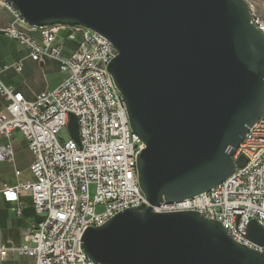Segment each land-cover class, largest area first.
I'll list each match as a JSON object with an SVG mask.
<instances>
[{
    "label": "water",
    "instance_id": "obj_1",
    "mask_svg": "<svg viewBox=\"0 0 264 264\" xmlns=\"http://www.w3.org/2000/svg\"><path fill=\"white\" fill-rule=\"evenodd\" d=\"M29 26H83L116 49L107 70L143 148L138 185L149 205L88 227L80 247L99 264H264L197 211L151 208L221 184L246 160L232 158L264 108V33L244 0H4ZM68 130L79 144L78 124ZM22 213L41 221L33 206ZM247 237L264 248V230Z\"/></svg>",
    "mask_w": 264,
    "mask_h": 264
},
{
    "label": "built area",
    "instance_id": "obj_2",
    "mask_svg": "<svg viewBox=\"0 0 264 264\" xmlns=\"http://www.w3.org/2000/svg\"><path fill=\"white\" fill-rule=\"evenodd\" d=\"M3 2L14 20L0 33L25 45L28 56L36 62L42 63L45 57L57 60L67 76L56 88L28 100L0 75V96L7 101L0 113V135L8 139L0 145V160L13 161L10 137L12 131L19 130L33 156L30 170L35 178L33 182L5 185L1 194L7 201L17 202L20 193H29L36 214L42 218L24 231L19 247L0 246V262L9 250H16L32 257L34 264H99L80 247L84 230L102 225L125 209L149 205L136 171V156L143 143L130 129L121 94L107 70L117 51L101 34L83 26H29L12 5ZM251 15L253 24L264 33V24L252 11ZM17 26L37 32L38 38ZM62 32L66 33L63 39L59 37ZM78 36L75 51L62 59L64 39ZM13 67L16 72L22 69L20 63ZM7 68L0 69V74ZM70 114L77 119L79 144L68 130ZM64 129L70 137L60 141L57 135ZM240 155L245 164L236 167L221 184L179 201L163 199L152 205V210L197 211L219 221L234 241L264 254V248L246 235L253 220L264 230V108L232 158ZM90 184L95 185L93 199L89 198ZM97 205H103V210L97 212ZM14 210L21 215L23 208L16 206Z\"/></svg>",
    "mask_w": 264,
    "mask_h": 264
},
{
    "label": "crops",
    "instance_id": "obj_3",
    "mask_svg": "<svg viewBox=\"0 0 264 264\" xmlns=\"http://www.w3.org/2000/svg\"><path fill=\"white\" fill-rule=\"evenodd\" d=\"M14 20L13 13L6 7L3 0H0V29L9 26ZM29 36L38 38L37 32L29 30L26 26H17ZM60 38H65L66 33L62 32ZM79 36L75 40L64 39L60 51L62 59H68L78 46ZM28 48L18 41L10 39L0 33V69L8 67L1 72V79L5 84L16 86L15 80H23L26 83L33 81V76L43 72L45 64L51 63L54 59L45 57L42 63L32 60L29 56ZM57 61V60H55ZM58 62V61H57ZM20 63L22 69L16 72L14 65ZM20 83L16 86L20 90ZM54 89V88H53ZM52 89L40 88L30 95H24L28 100H33L35 95ZM22 92V91H21ZM7 101L0 96V113L5 109ZM10 141L14 151L12 162L0 160V246L19 247L23 242L24 231L34 222L31 216L16 214L14 208L21 206L23 209L33 206V198L29 193L22 192L19 194L17 202L7 201L1 194V189L5 185H13L17 181L33 182L35 178L30 170L33 156L28 148L27 141L19 130L11 133ZM8 139L0 135V145H4ZM0 264H34V259L28 255L21 254L16 250H9L0 262Z\"/></svg>",
    "mask_w": 264,
    "mask_h": 264
},
{
    "label": "rangeland",
    "instance_id": "obj_4",
    "mask_svg": "<svg viewBox=\"0 0 264 264\" xmlns=\"http://www.w3.org/2000/svg\"><path fill=\"white\" fill-rule=\"evenodd\" d=\"M250 7L252 14L257 17L264 24V0H244ZM67 76L66 72H63L59 68L57 61L53 60L51 63L45 64L43 72L37 73L33 76V81L26 83L23 80H15L16 86L20 83V90L25 95H30L34 91L40 88L53 89L56 88ZM16 86L13 87L17 90ZM19 91V90H18ZM20 91V92H21ZM60 141H65L70 137L67 129L62 130L58 135ZM89 198L93 199L95 193V185L90 184L88 186ZM103 210V205H97L96 211L100 212Z\"/></svg>",
    "mask_w": 264,
    "mask_h": 264
}]
</instances>
